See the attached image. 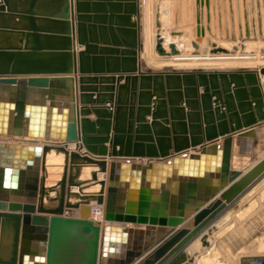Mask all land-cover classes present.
Masks as SVG:
<instances>
[{"label": "water", "instance_id": "1", "mask_svg": "<svg viewBox=\"0 0 264 264\" xmlns=\"http://www.w3.org/2000/svg\"><path fill=\"white\" fill-rule=\"evenodd\" d=\"M12 1L0 0V17L26 20L27 28L21 29L19 46L0 47V264H43L45 254L29 259L20 239L36 235L46 241L49 226L65 209L78 208V223L92 233L91 264L99 257L100 264H131L142 249L128 252L127 239L154 227L169 230H158L166 236L139 264H199L186 262L184 250L204 232L201 255L212 224L264 178V146L250 152L264 131V67H145L143 0H55L57 14L36 11L41 0H23L28 6L22 9ZM195 4L204 7L205 26L197 12L190 55L235 54L237 45H202L205 32L211 34L210 0ZM47 20L60 30H41L37 22ZM160 27L157 17V55L182 56L187 43L172 40L178 33L166 36ZM225 33L237 43L234 33ZM250 33L244 14L242 50ZM48 34L64 40L60 48L42 45ZM38 140L45 142L37 146ZM237 144L248 147L238 152ZM50 152L61 161L47 185ZM98 173L105 174L103 180ZM139 189L136 205L132 196ZM145 189L168 204V215L148 209ZM93 205L101 207L103 223L90 220ZM191 216V223L175 230Z\"/></svg>", "mask_w": 264, "mask_h": 264}, {"label": "crops", "instance_id": "2", "mask_svg": "<svg viewBox=\"0 0 264 264\" xmlns=\"http://www.w3.org/2000/svg\"><path fill=\"white\" fill-rule=\"evenodd\" d=\"M236 1L233 4H236ZM99 2L105 5L107 1L103 0ZM112 2L114 4L118 3L115 0ZM12 4L16 9H22L28 6V3L23 0H13ZM124 4H121V13L124 11ZM35 10L45 14H57V2L55 0H41L36 4ZM107 11L105 9L106 16L108 15ZM134 20V17H132L131 21ZM37 25L41 30L48 32L60 30L59 24L48 20L38 21ZM0 27L4 28L0 30V47L19 46V41L24 39L21 34L23 32L21 29L27 28V21L15 16H2L0 17ZM46 36L47 38L44 36L41 38V43L44 47L57 49L64 43V40L54 34H48ZM106 38L109 40L107 32ZM144 66L149 68L147 64ZM261 67L259 66L257 68L259 69ZM260 82L262 83V81ZM66 84L69 85V82H66ZM120 84H123V81ZM46 104L48 105L49 102L47 101ZM258 140L257 144L250 146L251 154L254 150L260 152L263 148L264 131L258 135ZM42 143L43 141L41 140L37 141L39 145ZM221 144L222 140L219 139L216 143L218 149L222 148ZM247 147V144L236 145L238 152H245ZM127 175L130 176V171L127 172ZM97 177L99 180H103L105 174L98 173ZM145 191L150 196V206L148 209L163 212L165 215H168V204L160 202L159 196L151 195L150 189H145ZM72 192H75V190L72 189ZM139 192L140 189L135 191L136 194L132 196L136 205L139 202ZM164 193L167 194L166 189ZM252 193L253 195L250 197ZM182 197L186 201L187 195L185 192ZM165 199H167V195ZM67 210L69 209H65V213L60 217L61 219L59 221H55L51 227L49 226L48 232L45 235L46 241L43 242L35 239L37 237L36 235H26L23 241L20 239L19 249L23 244L22 248L30 253L28 256L29 259L43 252L45 254L43 264H91L92 233L84 232V228L78 223L80 221L79 208L69 210L74 214L72 217L69 216V211ZM192 216L175 230H180L184 224L191 223ZM212 227H215V229L207 237L209 246L203 249L201 255H197L202 250L200 239L204 234L203 232L184 250L183 253L187 255L186 262L198 259L199 264H213L215 260L228 264L229 261L236 260L238 264H247L254 257L264 256V178L250 189L248 193L242 196L230 209L225 211L212 224ZM128 228L144 230V226L129 225ZM158 230L167 231L169 229L167 227H154L149 234H144L140 238H136L133 234L130 235L125 246L128 252L137 254L139 249H142L139 257L135 258L131 264L141 263L151 254L156 243L166 236L162 232L159 233L160 231ZM126 252L125 250L123 256L119 257L121 262L126 260ZM100 260L101 258L99 257L97 264H100Z\"/></svg>", "mask_w": 264, "mask_h": 264}, {"label": "rangeland", "instance_id": "3", "mask_svg": "<svg viewBox=\"0 0 264 264\" xmlns=\"http://www.w3.org/2000/svg\"><path fill=\"white\" fill-rule=\"evenodd\" d=\"M210 0L211 13V34L205 32L202 45L211 49V44L217 47L230 49L237 45L238 50L233 55H206V57H193L191 52L195 51L190 42L195 36V17L198 12L201 15V22L205 26V10L197 7L195 0H143V51L141 60L149 68L154 70L189 69H219V68H257L264 67V5L262 0ZM248 2V3H247ZM238 3V4H237ZM252 5H251V4ZM250 6V7H249ZM230 8L232 13H230ZM167 13H162V10ZM244 14L250 28V40L242 50L238 40L239 26L244 38ZM157 17L161 23L160 31L164 35L171 36L172 40H177L184 45L185 51L180 57H160L155 52L154 41L156 35ZM231 17H233L234 28L231 27ZM220 18V19H219ZM219 21L221 27H219ZM260 25V26H259ZM260 28V34H259ZM235 34L237 43L226 40L225 30ZM234 29V30H233ZM253 31L255 32L253 35ZM254 39V40H253ZM167 50V48H166ZM186 52V53H185ZM263 52V53H262ZM261 67V68H262Z\"/></svg>", "mask_w": 264, "mask_h": 264}, {"label": "bare ground", "instance_id": "4", "mask_svg": "<svg viewBox=\"0 0 264 264\" xmlns=\"http://www.w3.org/2000/svg\"><path fill=\"white\" fill-rule=\"evenodd\" d=\"M19 140H21V141H19V142H24V143H26V142H28V140L29 139H27V138H20ZM41 141H43V140H41ZM45 141H43V143H44ZM42 143V144H43ZM15 144V143H14ZM41 144V145H42ZM36 145L37 146H41V145H39V144H37L36 143ZM61 161V157L60 156H56L54 153H52V152H50V153H48V155H47V159H46V164H47V170H48V174H49V176H48V180H47V182H46V184L48 185H51L52 184V182L55 180L54 178H53V176H54V171H55V166L54 165H56L57 164V162H60ZM199 260H200V258H199ZM213 264H224L223 262H220L219 260H215L214 261V263ZM228 264H238V262L236 261V260H233V261H229L228 262Z\"/></svg>", "mask_w": 264, "mask_h": 264}, {"label": "built area", "instance_id": "5", "mask_svg": "<svg viewBox=\"0 0 264 264\" xmlns=\"http://www.w3.org/2000/svg\"><path fill=\"white\" fill-rule=\"evenodd\" d=\"M264 82V79H261ZM90 220L97 223H103V213L101 207L93 205L90 210ZM247 264H264V256L254 257Z\"/></svg>", "mask_w": 264, "mask_h": 264}]
</instances>
